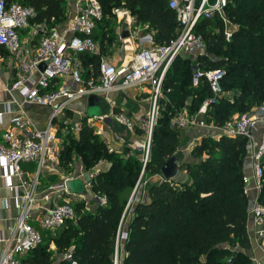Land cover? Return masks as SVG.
<instances>
[{
	"label": "trees",
	"instance_id": "trees-1",
	"mask_svg": "<svg viewBox=\"0 0 264 264\" xmlns=\"http://www.w3.org/2000/svg\"><path fill=\"white\" fill-rule=\"evenodd\" d=\"M6 2L33 7L32 24L51 26L65 20L67 0ZM99 3L102 18L96 22L92 36L99 41L100 49L116 39L114 7L129 10L137 24L147 25L159 44L168 43L177 34L176 13L169 8L168 0ZM225 9L238 25L229 42L224 40L223 23L217 17L200 18L194 28L206 45V54L196 57L198 65L208 66L205 70L225 69L221 80L225 94L209 110L217 126L264 103V0H230ZM213 26H217L216 32ZM207 54L215 59H208ZM78 57L85 77L97 72L100 52L85 51ZM195 67L190 57L179 55L166 71L145 164L141 149L125 146L110 152L86 118L78 136L64 135L59 167L65 173L70 171L72 149L85 171L102 161L109 163L106 170L89 178L90 191L104 197L106 203L96 199L92 207L82 201L74 203L75 219L65 220L55 231L41 230V242L21 257L23 264H112L119 228L127 233L121 243L124 257L119 254L120 264H252L247 254L249 200L242 181L245 137H202L190 151L194 161L180 166L186 172V181L162 179L146 185L143 192L138 190L145 175L161 174V166L180 146L179 131L171 125L173 114L185 105L188 112L195 111L210 95L206 82L191 86ZM227 92L234 94L229 98ZM262 164L258 202L264 205V158ZM134 189L133 202L127 205ZM67 253L70 259L64 258Z\"/></svg>",
	"mask_w": 264,
	"mask_h": 264
},
{
	"label": "built area",
	"instance_id": "built-area-1",
	"mask_svg": "<svg viewBox=\"0 0 264 264\" xmlns=\"http://www.w3.org/2000/svg\"><path fill=\"white\" fill-rule=\"evenodd\" d=\"M230 0H168L169 8L177 17V34L168 43L159 44L152 33H140L136 18L123 7H114L116 20L128 30V37L139 46L128 64L115 65L108 57H101L97 72L90 69V76L83 75V68L77 60L81 52H93L97 43L92 33L96 22L102 18L99 0H75L76 15L63 26L33 25L30 20L35 16L31 6L18 3L7 4L0 0V46L15 57L27 52L28 47L21 37V32L33 27L40 35L30 59L19 63V71L9 86L17 90L27 105H37L50 110L43 128H36L26 115L21 112L10 120V128L2 133L0 142L1 177L12 192V200L18 208L13 224L7 227L8 234L1 235L3 244L0 264H23L21 257L41 242V230L55 231L65 220H74L73 201L87 202L85 195L69 193L67 180L81 179L90 190L89 178L98 172L93 168L85 171L83 167L78 174L62 173L59 167V152L62 147L61 135L73 133L78 135L82 126V112L76 113L78 119H66L65 111L70 104L89 96L102 97L112 105L108 97L111 92H120L132 87L147 86L151 89V106L146 116L135 122L128 114L112 108L104 114L89 116L86 123L93 125L106 119L113 120L126 131L134 133L141 130L144 141L138 149L144 153L145 164L151 145L153 128L159 115L158 99L162 96L161 85L164 75L173 60L179 55L206 54L203 37L195 33L194 28L200 18L217 17L226 28L225 8ZM224 40L230 41L232 33L223 29ZM215 59V57H213ZM42 66V68L40 67ZM225 69L216 67L201 69L196 67L191 75V86L198 87L206 82L210 95L192 112L181 110L175 112L172 123L178 128L207 127L218 129L215 138L242 136L247 139L245 149L251 161L252 183L258 192L261 188L264 158V132L260 139L255 138L254 130L264 124V103L254 106L249 112L233 116L221 126H217L209 116L212 105L225 94L221 80ZM8 89V88H6ZM1 117V114H0ZM207 119H210V123ZM211 120L213 122H211ZM60 133V135H59ZM103 134V128L96 130ZM104 138L108 150L116 151L109 139ZM34 163V172L25 177L22 163ZM60 179L48 181L42 185L41 177L59 174ZM13 179L16 182H13ZM244 193L248 196L250 178L243 175ZM93 198L105 204L106 199L93 194ZM76 203V202H75ZM255 225L256 240L264 238V205L254 200L250 210ZM127 233L119 228L115 239L112 264H120L119 249ZM64 258L70 259L69 253Z\"/></svg>",
	"mask_w": 264,
	"mask_h": 264
},
{
	"label": "crops",
	"instance_id": "crops-1",
	"mask_svg": "<svg viewBox=\"0 0 264 264\" xmlns=\"http://www.w3.org/2000/svg\"><path fill=\"white\" fill-rule=\"evenodd\" d=\"M65 13V20L58 22L54 25H67L74 18V16L76 15L75 0H67ZM39 24L50 26V24L44 22L34 23L33 25L35 26ZM138 26L140 33H151V31L148 30L146 24L140 25L138 23ZM33 27L26 28L21 32L22 39L24 40L25 44L28 45V47L26 46L27 52L23 55L15 57L11 55L8 50L0 46V142L2 141V133L10 128V120L12 116L19 115L21 112H23V114L28 117L34 127L43 128L50 113V110L48 108L39 107L37 105L32 104H25L23 102L22 96L17 92V90L9 88L16 76V73L19 71V63L22 60L27 61L28 59H30L32 51L38 43L40 35H36ZM115 31L117 36L115 41L112 42V44H106L104 46V49H100L99 41L95 40L97 43V49L93 52H100V58L108 57L115 65L128 64L132 58V55L138 49H136V47L139 46L134 40L130 39L128 36L123 37L125 27L122 23L117 22V20L115 21ZM126 31L128 32L127 29ZM122 41H125L124 44L122 43ZM126 45L128 46V48ZM200 55L201 54L185 56L190 57L192 63L195 65L197 63L196 57ZM76 57L79 63L81 64V60L79 59L78 55ZM81 67L83 68L82 64ZM196 67H198V65ZM151 94V89L147 86L141 88L132 87L120 92H111L109 93L108 97L112 100V105L107 104V102L101 96L97 97V99L93 101L94 114H92V116L104 114L110 108H112L113 110L114 108H119V111L128 114L132 119L135 120V122H138L141 118L146 116V113L149 110L148 102L150 104ZM233 94L234 93L232 92H227L226 96L231 98ZM87 105H89L88 98L79 99L71 103L69 108L65 111L64 117L66 119L76 120L78 119V116L76 115V113L78 112H82L86 116V118L89 117V115H87L85 111ZM129 106H135L137 110L135 112L130 111ZM181 110L188 111V107L185 105L176 112H179ZM236 115L237 114H235L234 116ZM82 118L84 119V117ZM211 122L213 121L211 120ZM171 125L179 131L180 146L178 147L177 152L175 153V155L180 161L179 164H182L184 162H193L194 160L190 155V151L195 146V144H197L202 137L210 136L212 138H215L218 133V129L212 126L178 128V126H176L172 122ZM89 126L94 127L93 129L95 133L99 127L103 128L102 136L109 139L111 143H114L113 147L116 148V151H121L125 146H129L131 148H138V144L140 142L139 140L142 139L140 135H143L142 131L140 133L138 131L137 133L136 131L134 133L128 132L122 126L117 125L111 119H106L103 122H98ZM117 129H120V135L116 134V131H112ZM263 132L264 124L260 125L257 129L254 130L255 138L260 139ZM178 153L182 154L180 155ZM188 158H190V160H187ZM78 164L82 166L81 163ZM21 167L25 177L31 175L35 170L34 163L30 162L22 163ZM108 167L109 163L106 161H102L98 163L95 167H93V169L99 173L106 170ZM243 169L244 176L250 178L248 184L250 190L248 195L249 213L247 220V232L250 239V248L247 250V254L250 257L252 264H264V238L258 241L256 240L254 231L255 225L252 222V215L250 212L254 200H258L259 191L257 192L253 187L254 184L252 183V166L248 154H246L245 156ZM60 170L62 169L60 168ZM61 172L63 173L64 171L62 170ZM1 173L2 168L0 167V236L8 234L7 227L13 224L14 218L18 213V208L15 206L12 200V192L9 188H7L6 182L1 177ZM60 177V173L53 175L44 174L41 177L42 185L46 184L48 181H56L60 179ZM176 177L174 178V180H177L179 182L186 181L187 175L185 170L181 169L180 167ZM13 182H16V180L13 179ZM52 247L54 248L53 245ZM2 248L3 244L0 241V255L2 252ZM119 254L121 258L124 257L123 244H121Z\"/></svg>",
	"mask_w": 264,
	"mask_h": 264
},
{
	"label": "rangeland",
	"instance_id": "rangeland-1",
	"mask_svg": "<svg viewBox=\"0 0 264 264\" xmlns=\"http://www.w3.org/2000/svg\"><path fill=\"white\" fill-rule=\"evenodd\" d=\"M225 18L227 19V23L225 24V26H226V28H224V25H223V29H227L228 31H230L232 34H233V32L238 28V25L236 24V23H234L230 18H229V16H228V14H227V12H226V10H225ZM117 18V17H116ZM212 30H213V32H216L217 31V26H213V28H212ZM223 34V33H222ZM232 37V36H231ZM231 40V39H230ZM126 41V40H125ZM125 41H122V43L124 44V42ZM226 41V40H225ZM226 42H229V41H226ZM118 43H120V42H118ZM129 43V42H128ZM127 43V44H128ZM127 46V45H126ZM127 48H128V46H127ZM138 47H136V49H137ZM188 55H190V54H188ZM206 57L208 58V59H210V60H214L213 59V57H214V55H210V54H207L206 55ZM198 65V63H196L195 64V66H197ZM198 67L199 68H201V69H205V68H208V66H206V65H198ZM151 101H150V104H149V102H148V105H149V108H150V106H151ZM93 107H94V105H92V106H89V105H87V107H86V109H85V111H86V114L87 115H92V114H94V112H93ZM130 108H129V110L130 111H133V112H135L137 109H136V107L135 106H129ZM120 109L119 108H117V109H115L114 108V111L115 112H118ZM174 115H175V113L173 114V117H174ZM172 117V118H173ZM86 120V119H85ZM208 120V119H207ZM83 122V121H82ZM208 122H210L209 120H208ZM87 125H88V123H87ZM92 128H94L93 126H91ZM112 131H116V134H118V135H120V129H117V130H112ZM70 133V132H69ZM94 133H95V131H94ZM137 133V132H136ZM74 137L75 136H78V135H76V134H73V133H71ZM97 134V133H96ZM65 135V134H64ZM64 135H61V137L63 138L64 137ZM98 135V134H97ZM99 136H101L102 138H103V136L100 134ZM140 137L142 138V139H140L139 141V143H141V142H143L144 141V136L142 135H140ZM182 139V138H181ZM106 144V143H105ZM107 146V145H106ZM112 146H114V143H112ZM108 148V147H107ZM73 150V149H72ZM71 150V160H70V162H69V170L70 171H66V173H68V174H78L79 173V169L81 168V166L78 164V163H81L80 162V158H79V156L77 155V154H75L74 153V151H72ZM178 154H182V153H178ZM187 160H190V158H188ZM176 178H179V177H176ZM163 179V176L161 175V174H154V175H149V174H147V175H145L144 177H143V180H142V183L140 184V186H139V189L138 190H140L141 192H143V189L145 188V186L146 185H148V184H151V183H155V182H158V181H160V180H162ZM74 180V179H73ZM181 180V179H180ZM187 180V179H186ZM77 200H78V197H75V199H74V201H73V203H75V202H77ZM85 200L87 201L86 203H85V206L87 207H92L90 204H92V203H94V198H93V193L89 190L88 191V193L87 194H85ZM85 202V201H84ZM131 202H133V199L131 200ZM124 230V229H123Z\"/></svg>",
	"mask_w": 264,
	"mask_h": 264
},
{
	"label": "water",
	"instance_id": "water-1",
	"mask_svg": "<svg viewBox=\"0 0 264 264\" xmlns=\"http://www.w3.org/2000/svg\"><path fill=\"white\" fill-rule=\"evenodd\" d=\"M127 36H128V32L125 29V31L123 32V37H127ZM40 67L42 68V66H40ZM96 99H97V96H94V95L89 96L88 97L89 106H92L93 101ZM90 116H92V115H90ZM179 163H180V161L175 154L171 155L164 162V164L161 166V169H160L161 175L163 176L164 180H171V179H174L176 177V175L179 171L180 165H181ZM84 178L86 181H89V177L87 175ZM65 185H66V189L69 193L85 195L88 192V190L84 186L83 181L81 179L67 180L65 182ZM134 192H135V189H134L127 205H129V203L131 202Z\"/></svg>",
	"mask_w": 264,
	"mask_h": 264
}]
</instances>
